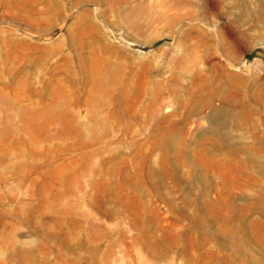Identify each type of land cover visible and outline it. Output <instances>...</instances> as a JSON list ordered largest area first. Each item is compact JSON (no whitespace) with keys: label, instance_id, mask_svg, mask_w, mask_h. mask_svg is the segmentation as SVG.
I'll return each instance as SVG.
<instances>
[{"label":"rangeland","instance_id":"374dc122","mask_svg":"<svg viewBox=\"0 0 264 264\" xmlns=\"http://www.w3.org/2000/svg\"><path fill=\"white\" fill-rule=\"evenodd\" d=\"M0 264H264V0H0Z\"/></svg>","mask_w":264,"mask_h":264}]
</instances>
